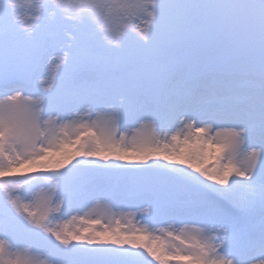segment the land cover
Masks as SVG:
<instances>
[{"label":"snow or ice","instance_id":"1","mask_svg":"<svg viewBox=\"0 0 264 264\" xmlns=\"http://www.w3.org/2000/svg\"><path fill=\"white\" fill-rule=\"evenodd\" d=\"M0 264H264V0H0Z\"/></svg>","mask_w":264,"mask_h":264}]
</instances>
